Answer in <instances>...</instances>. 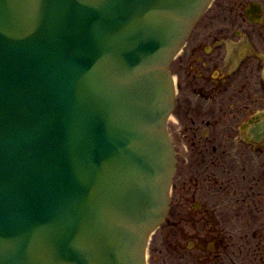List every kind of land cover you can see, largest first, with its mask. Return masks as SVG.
Masks as SVG:
<instances>
[{"label": "water", "instance_id": "95a60500", "mask_svg": "<svg viewBox=\"0 0 264 264\" xmlns=\"http://www.w3.org/2000/svg\"><path fill=\"white\" fill-rule=\"evenodd\" d=\"M211 1L0 0V264H146L169 68Z\"/></svg>", "mask_w": 264, "mask_h": 264}, {"label": "flooded vegetation", "instance_id": "af4514ba", "mask_svg": "<svg viewBox=\"0 0 264 264\" xmlns=\"http://www.w3.org/2000/svg\"><path fill=\"white\" fill-rule=\"evenodd\" d=\"M171 70L177 168L148 264H264V0H216Z\"/></svg>", "mask_w": 264, "mask_h": 264}]
</instances>
